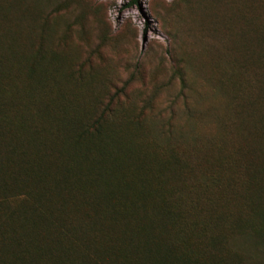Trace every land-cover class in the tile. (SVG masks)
Returning <instances> with one entry per match:
<instances>
[{"label": "trees", "instance_id": "trees-1", "mask_svg": "<svg viewBox=\"0 0 264 264\" xmlns=\"http://www.w3.org/2000/svg\"><path fill=\"white\" fill-rule=\"evenodd\" d=\"M16 3L0 0V264H264V33L219 130L187 137L172 114L141 123L43 29L16 37ZM146 132L153 150L132 143Z\"/></svg>", "mask_w": 264, "mask_h": 264}, {"label": "rangeland", "instance_id": "rangeland-1", "mask_svg": "<svg viewBox=\"0 0 264 264\" xmlns=\"http://www.w3.org/2000/svg\"><path fill=\"white\" fill-rule=\"evenodd\" d=\"M130 2L17 0L9 27L24 39L39 37L43 29L49 45L81 64V75L99 90L118 92L132 115L133 109L144 106L141 123L172 114L174 127L187 137L217 132L215 116L238 101L232 96L242 95L238 87L234 96L227 80L234 75L241 79V74L251 79L261 71L252 64L242 68V54L243 40H259L264 33V0ZM181 76L190 89L187 104L176 98L171 108ZM184 107L192 109L190 118ZM149 137L138 133L132 143L140 141L153 150ZM227 174L224 169L222 178ZM216 197L220 209L228 205Z\"/></svg>", "mask_w": 264, "mask_h": 264}]
</instances>
